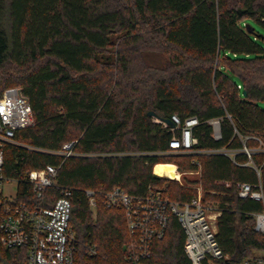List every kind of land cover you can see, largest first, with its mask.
Masks as SVG:
<instances>
[{
	"label": "trees",
	"instance_id": "trees-1",
	"mask_svg": "<svg viewBox=\"0 0 264 264\" xmlns=\"http://www.w3.org/2000/svg\"><path fill=\"white\" fill-rule=\"evenodd\" d=\"M13 86L32 105L34 124L16 132L32 149L9 146L5 174L27 192L29 171L61 165L46 196L72 191L77 264H132L126 213L107 207V191L144 196L169 182L168 191L158 189L171 201L198 196L196 187L154 174L160 163L184 171L201 164L191 182L219 213V264L264 260L256 230L264 203L239 195L242 183L261 182L264 191V0H0V96ZM174 114L198 118L197 149L246 145L252 157L170 152V127L156 119ZM69 142L83 155L63 162L37 150ZM185 237L171 215L142 264H191ZM0 264H26V251L0 244Z\"/></svg>",
	"mask_w": 264,
	"mask_h": 264
},
{
	"label": "built area",
	"instance_id": "built-area-1",
	"mask_svg": "<svg viewBox=\"0 0 264 264\" xmlns=\"http://www.w3.org/2000/svg\"><path fill=\"white\" fill-rule=\"evenodd\" d=\"M170 120L174 126L156 119L170 127V152L225 154L233 158L243 152L252 157L254 151L246 145L241 150L197 149L194 127L199 123L198 118L192 116L183 120L174 114ZM210 123L214 138L221 139L220 120L214 119ZM33 124L30 99L21 88H7L0 96V244L6 249L25 250L26 264H77V238L71 222L72 191L64 188L61 196L52 202L46 196L47 190L56 183L61 165L49 164L29 171L27 192L22 190L18 179L5 174L6 149L9 146L30 147L16 139V132ZM75 145L76 142H69L60 150H37L60 156L64 162L72 156L83 155L76 153ZM261 150L264 151V148ZM87 195L95 206L94 192L87 190ZM104 195L107 207L122 209L126 213L133 237L127 246V258L132 264H142L150 256L155 241L166 235L171 215L178 218L185 232L184 252L191 264H219L226 258L217 240V227L210 212L212 208L204 204L201 191L187 202L171 201L156 187H151L144 196L129 194L120 187ZM239 195L264 203L261 182L257 186L239 184ZM218 215H215L216 218ZM256 230L264 233V211L256 215ZM247 264H264V260L247 261Z\"/></svg>",
	"mask_w": 264,
	"mask_h": 264
},
{
	"label": "rangeland",
	"instance_id": "rangeland-1",
	"mask_svg": "<svg viewBox=\"0 0 264 264\" xmlns=\"http://www.w3.org/2000/svg\"><path fill=\"white\" fill-rule=\"evenodd\" d=\"M14 87V86H13ZM15 87H18V88H20V86H15ZM173 164H175V165H177L176 163H173ZM178 166V165H177ZM178 168H179V166H178ZM199 170L198 171H184V170H182V169H180L179 168V172L182 174V176H181V178L180 179H173V178H169V177H164V178H167V179H171V180H175V181H177V182H179L181 185H184V186H191V187H196L197 188V190H198V194H199V192L201 191V194H202V197H203V195H204V192H203V190H202V188H201V185H199V184H193L191 181H194V180H199L200 178H201V164H200V166H199ZM154 172V171H153ZM155 174V173H154ZM163 177V176H162ZM170 185H171V187H172V184H170L169 182H165L164 184H162V185H160V186H157L158 188H160L161 190H163V191H165V190H169V189H171V187H170ZM199 188V189H198ZM14 190H15V187H14ZM164 193V192H163ZM167 194V193H166ZM209 207H211L212 209H215V207L214 206H212L211 204L210 205H208ZM211 209V215L213 216V220H214V222H215V224H216V222H217V218H216V214L218 213L217 211H215V210H212ZM257 255H259V256H261V255H263V253L262 252H259Z\"/></svg>",
	"mask_w": 264,
	"mask_h": 264
},
{
	"label": "bare ground",
	"instance_id": "bare-ground-1",
	"mask_svg": "<svg viewBox=\"0 0 264 264\" xmlns=\"http://www.w3.org/2000/svg\"><path fill=\"white\" fill-rule=\"evenodd\" d=\"M154 173L159 176L173 179H179L181 177L180 172L176 169V165L171 163L157 164L154 168Z\"/></svg>",
	"mask_w": 264,
	"mask_h": 264
},
{
	"label": "water",
	"instance_id": "water-1",
	"mask_svg": "<svg viewBox=\"0 0 264 264\" xmlns=\"http://www.w3.org/2000/svg\"><path fill=\"white\" fill-rule=\"evenodd\" d=\"M245 93V92H244ZM149 116H155V114H154V112H149ZM158 120H162V119H159V118H157ZM163 121H165L168 125H170V126H174V123L170 120V119H165V120H163Z\"/></svg>",
	"mask_w": 264,
	"mask_h": 264
},
{
	"label": "crops",
	"instance_id": "crops-1",
	"mask_svg": "<svg viewBox=\"0 0 264 264\" xmlns=\"http://www.w3.org/2000/svg\"><path fill=\"white\" fill-rule=\"evenodd\" d=\"M176 167L178 168V166L176 165ZM155 168V167H154ZM154 168H153V171H154ZM178 171H179V168H178ZM157 175V174H156ZM159 176V175H158Z\"/></svg>",
	"mask_w": 264,
	"mask_h": 264
}]
</instances>
